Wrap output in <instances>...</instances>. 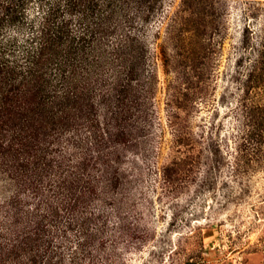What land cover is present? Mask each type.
<instances>
[{
  "label": "rangeland",
  "instance_id": "rangeland-1",
  "mask_svg": "<svg viewBox=\"0 0 264 264\" xmlns=\"http://www.w3.org/2000/svg\"><path fill=\"white\" fill-rule=\"evenodd\" d=\"M134 17L123 56L138 61L103 151L119 183L100 192L94 162L86 207L104 230L78 264H264V0H160ZM15 185L0 172V204ZM0 209V262L14 264L21 217Z\"/></svg>",
  "mask_w": 264,
  "mask_h": 264
},
{
  "label": "trees",
  "instance_id": "trees-1",
  "mask_svg": "<svg viewBox=\"0 0 264 264\" xmlns=\"http://www.w3.org/2000/svg\"><path fill=\"white\" fill-rule=\"evenodd\" d=\"M159 3L0 0V172L16 184L0 206L21 217L14 264H65L63 250L72 251L67 264L92 258L104 230L86 207L99 189L93 164L103 167L100 192L119 183L118 163L103 151L138 61L123 50L135 49L134 16L151 15ZM103 102L116 113L100 122ZM27 194L35 203H23Z\"/></svg>",
  "mask_w": 264,
  "mask_h": 264
}]
</instances>
